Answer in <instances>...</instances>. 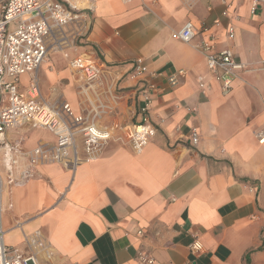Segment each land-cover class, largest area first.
I'll use <instances>...</instances> for the list:
<instances>
[{
	"label": "crops",
	"instance_id": "1",
	"mask_svg": "<svg viewBox=\"0 0 264 264\" xmlns=\"http://www.w3.org/2000/svg\"><path fill=\"white\" fill-rule=\"evenodd\" d=\"M231 1L227 17L219 0H93L92 26L80 44L66 37L70 47L51 53L38 71L49 64L41 93L87 113L93 107L81 97L69 59L93 54L107 67L93 98L102 115L98 123L129 127L139 118L131 75L142 59L149 73L159 75L150 106L157 134L137 153L118 130L120 140L75 170L40 165L23 184H10L3 172L8 246L35 254L41 264H143L141 252L154 264H264V145L257 139L264 126V0L255 14L251 0ZM215 18L223 21L217 47L231 48L245 66L227 95L197 47L206 38L201 29ZM187 22L199 31L191 43L174 37ZM228 25L235 28L233 39ZM180 70L185 75L171 87L167 77ZM31 77L21 78L22 92ZM201 80L210 85L205 93ZM39 130L48 135L34 137ZM56 139L28 123L6 134L9 145L28 151ZM0 157L2 164L3 148ZM195 241L202 243L201 253L190 250Z\"/></svg>",
	"mask_w": 264,
	"mask_h": 264
},
{
	"label": "built area",
	"instance_id": "2",
	"mask_svg": "<svg viewBox=\"0 0 264 264\" xmlns=\"http://www.w3.org/2000/svg\"><path fill=\"white\" fill-rule=\"evenodd\" d=\"M219 1L225 7L223 15L228 17L232 1ZM261 1L251 0L252 14L257 12ZM92 2L93 0H0V149L5 151L2 164L0 157V264H41L35 254L25 255L5 243L2 226L5 185L3 172L10 184H23L33 177L34 169L40 165L58 163L69 170H75L109 141L116 138L120 140L121 136L116 135L118 130L125 132V137L137 153L142 152L157 134L150 117V106L154 94L159 90L154 82L159 75L149 73L148 66L142 59L133 63L131 75L137 80L141 101L139 118L128 128L122 125L107 127L98 123L102 115L94 108L93 98L97 94L96 86L103 79L107 67L93 54H81L69 59V67L78 83L81 97L86 104L93 107L87 113H76L66 101L53 104L41 93L37 74L48 59L52 42H57V48L60 44L64 45L65 32L67 33L69 26L76 28L73 36H85L92 26L89 15L93 8ZM222 27L223 21L215 18L211 26L201 29L206 38L197 47L219 83L222 93L227 95L245 66L237 61L231 48L217 47L218 31ZM198 32L191 22H187L174 37L191 43ZM227 33L228 38L233 39L234 26L228 25ZM59 49L63 50L62 47ZM64 54L69 57L68 53ZM24 75L32 77L29 86L22 92L20 82ZM184 75L183 70L169 75V85L178 86L180 77ZM199 85L202 93L210 88L202 80ZM118 99L116 97L114 100ZM23 123L51 132L57 138L56 143H40L29 151L23 150L20 145H9L6 141L7 132ZM199 138V132L194 128L191 132L192 144L196 146ZM257 139L260 145H264V126L257 132ZM138 234H142V231L139 230ZM203 249L200 241L190 245L194 254L201 253ZM138 258L143 264L155 263L145 252L139 253Z\"/></svg>",
	"mask_w": 264,
	"mask_h": 264
},
{
	"label": "rangeland",
	"instance_id": "3",
	"mask_svg": "<svg viewBox=\"0 0 264 264\" xmlns=\"http://www.w3.org/2000/svg\"><path fill=\"white\" fill-rule=\"evenodd\" d=\"M66 30H68L67 31V33L65 32V36L68 38V40H72L73 39V37H75V36H73V35H70V34H72L73 33V30H76V28L74 27V26H69ZM56 34H58L57 32H56ZM78 40V41H77ZM79 37H75L74 39H73V43H74V45H79L80 43H79ZM54 43V44H53ZM61 46L59 47V48H64V47H67V46H69L68 44H66V45H63V44H60ZM58 46H57V42L55 41V42H52V49L54 48V50H50V53H49V56H48V58H50L51 56H52V54L55 52H59V51H61L59 48H57ZM70 47V46H69ZM52 53V54H51ZM54 53V54H55ZM56 54H58V53H56ZM58 60L61 62H63V59H61V57L59 58L58 57ZM50 63H54L53 62V60L52 59H50ZM49 65V64H48ZM48 65H46V66H43L42 67V69H41V72H40V78H39V76H38V74H37V76H38V78H39V84H41L42 86H43V82L45 81V79H48L47 77H48V72H47V70H49V66ZM48 68V69H47ZM47 69V70H46ZM50 69L51 70H53L54 71V69H55V67H54V65L53 66H51L50 65ZM28 81V78L27 77H25V78H23V84H25L26 82ZM42 90H43V87H42ZM56 90H54V92H55ZM57 91H58V89H57ZM56 91V92H57ZM57 94V93H56ZM44 96V95H43ZM44 98H45V96H44ZM128 128V127H127ZM46 135H48L47 133H45L44 131H34L33 132V136L34 137H40V136H46Z\"/></svg>",
	"mask_w": 264,
	"mask_h": 264
},
{
	"label": "bare ground",
	"instance_id": "4",
	"mask_svg": "<svg viewBox=\"0 0 264 264\" xmlns=\"http://www.w3.org/2000/svg\"><path fill=\"white\" fill-rule=\"evenodd\" d=\"M51 50H54V48H53V49H51ZM46 62H47V60H46L44 63H46ZM1 149H2V148H1ZM1 149H0V150H1ZM4 153H5V151H4ZM5 236H6V231H5Z\"/></svg>",
	"mask_w": 264,
	"mask_h": 264
}]
</instances>
